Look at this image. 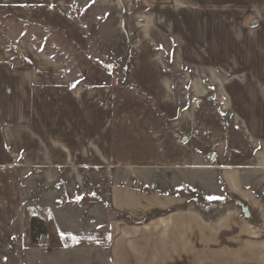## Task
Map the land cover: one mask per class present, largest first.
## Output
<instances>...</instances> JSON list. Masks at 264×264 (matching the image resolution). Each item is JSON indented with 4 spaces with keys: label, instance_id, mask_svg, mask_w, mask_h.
Returning <instances> with one entry per match:
<instances>
[{
    "label": "crops",
    "instance_id": "crops-1",
    "mask_svg": "<svg viewBox=\"0 0 264 264\" xmlns=\"http://www.w3.org/2000/svg\"><path fill=\"white\" fill-rule=\"evenodd\" d=\"M142 1L175 66L201 85L214 79L264 169V0ZM97 3L0 0V250H12L9 264L15 251L23 264H80L85 254L160 264L156 250L167 264H195L191 250H213V264H264L260 210L254 225L235 210L213 219L192 207L193 169L206 164L197 122L143 39L127 61L140 94L111 81L126 76L127 59L110 58L96 77L60 58L64 36L90 50L94 29L79 22Z\"/></svg>",
    "mask_w": 264,
    "mask_h": 264
},
{
    "label": "rangeland",
    "instance_id": "rangeland-1",
    "mask_svg": "<svg viewBox=\"0 0 264 264\" xmlns=\"http://www.w3.org/2000/svg\"><path fill=\"white\" fill-rule=\"evenodd\" d=\"M97 1L96 9L88 11L84 17L79 16L80 19L85 18L79 22L81 28L94 29L90 32L93 37L88 40L90 50L86 53L80 52L75 44L64 36L63 43L60 41L56 43L60 58L68 63L70 71H78L79 76H82L84 72H93L96 77L99 76L97 73H101L100 76H106L104 71L107 70V61H111L110 58H112V65L127 59L125 65L121 67L127 72L126 76L111 81L123 85L129 84L135 93L140 94L129 78L131 68L127 61L130 57L139 55L135 44L143 39V42L151 48L152 55L157 58V61L163 62L165 71L170 73L174 84L184 88L181 92H183L185 104L190 105L197 122L196 129L201 142L197 139L195 147L199 152L195 151V153H202L206 164L203 165L205 170L193 169L192 207L213 219L231 214L232 210L239 212L244 218L239 206L242 204L249 211V221L254 225H260L254 212L257 214L260 210L264 216V169L256 158L255 146L248 142L235 117L223 104L214 79L210 77L202 79L201 85L200 79L194 75L192 69L175 66L172 52L170 54L165 52L161 38L153 30L151 14L145 2L142 0ZM92 45H95V53ZM185 74L190 77L178 78ZM200 92H203L202 96ZM231 181L240 188L237 195L227 189L231 185L228 182ZM195 182L205 184L206 188H203V185L196 188ZM251 187L254 190L250 193H253L255 197L244 190ZM236 247L239 246L236 244ZM156 251L161 252L160 264H167V250ZM196 251L199 253L198 250H191L195 264H204L207 259L208 264L218 261L215 259L213 250H202L200 255L194 254ZM11 252L12 250H0V264L10 263V258H14ZM91 257L93 258L85 254L78 259L80 264H106L104 255L96 257V262H91ZM254 260L252 262L255 264L261 263L263 256L258 255ZM15 264H23L22 256H18L17 251H15Z\"/></svg>",
    "mask_w": 264,
    "mask_h": 264
},
{
    "label": "water",
    "instance_id": "water-1",
    "mask_svg": "<svg viewBox=\"0 0 264 264\" xmlns=\"http://www.w3.org/2000/svg\"><path fill=\"white\" fill-rule=\"evenodd\" d=\"M240 208L242 209V212L246 218H249V211L247 208H244L242 204H239Z\"/></svg>",
    "mask_w": 264,
    "mask_h": 264
}]
</instances>
